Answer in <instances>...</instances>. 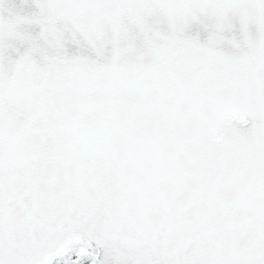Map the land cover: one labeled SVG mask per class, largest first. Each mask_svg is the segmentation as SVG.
<instances>
[{"label":"snow or ice","instance_id":"obj_1","mask_svg":"<svg viewBox=\"0 0 264 264\" xmlns=\"http://www.w3.org/2000/svg\"><path fill=\"white\" fill-rule=\"evenodd\" d=\"M0 264H264V0H0Z\"/></svg>","mask_w":264,"mask_h":264}]
</instances>
